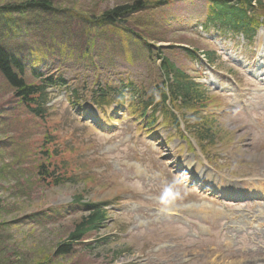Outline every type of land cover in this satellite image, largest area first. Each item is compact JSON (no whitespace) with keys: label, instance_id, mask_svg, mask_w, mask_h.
I'll use <instances>...</instances> for the list:
<instances>
[{"label":"rangeland","instance_id":"obj_1","mask_svg":"<svg viewBox=\"0 0 264 264\" xmlns=\"http://www.w3.org/2000/svg\"><path fill=\"white\" fill-rule=\"evenodd\" d=\"M30 1L0 0V8ZM47 1L48 10L1 13L16 25L7 35L0 27V43L23 59L27 82L41 75L65 84L49 90L37 119L0 77V264H264V203L216 200L177 177L191 179L195 164L194 178H212V191L232 181L247 189L264 183V30L251 41L217 30L206 0ZM134 2L149 6L99 24L106 12ZM158 48L167 64L204 86L203 115L215 116L207 159L193 140L194 155L181 140L197 126L193 109L157 100L162 85L173 83L154 55ZM102 94L116 102L123 95L136 113L151 100L182 113V133L170 129L163 111L148 126L151 111L140 122L126 106L94 105ZM40 166L65 174L62 183L45 181ZM105 200L118 202L110 213L115 224L55 255L84 217L81 205ZM171 211L182 220L161 213Z\"/></svg>","mask_w":264,"mask_h":264},{"label":"trees","instance_id":"obj_2","mask_svg":"<svg viewBox=\"0 0 264 264\" xmlns=\"http://www.w3.org/2000/svg\"><path fill=\"white\" fill-rule=\"evenodd\" d=\"M212 6L210 13L212 17L219 21L220 27L228 26L233 32L243 34L246 37L251 36L252 32L258 27L259 19L264 17L262 11H264V0H209ZM48 6V7H47ZM50 4L47 0H36L30 2H24L19 7H5L0 8V27L2 32L7 35V28L11 26L15 27L16 23L11 19V16H3L1 13L9 11L21 10V13L26 9H50ZM149 6L148 3L143 4L142 2H134L131 6L115 8L112 11H108L103 14L98 20L99 24L123 22L125 16L129 13H134L136 11L143 10L145 7ZM262 25H264V18ZM151 48V47H150ZM149 48V50H150ZM163 69L166 70L167 78L172 79L173 83L169 88V95L173 101L180 100L183 107H190L198 114H201L204 104V93L200 92V87L190 81L187 76L177 71L167 63L163 64ZM24 67L21 62L12 54H10L3 46L0 45V77L2 78L5 91H10L11 98L15 103H20L23 108H25L30 116L34 118L42 119L45 116L44 106L47 102V95L45 90L56 86L61 81H54L49 78L38 80V82L27 83L24 79ZM161 100L165 101L167 95L165 93L164 87L158 90ZM181 104V105H182ZM199 124L206 126L207 118L201 117ZM205 118V119H204ZM176 124V123H175ZM205 129V128H204ZM208 131V130H207ZM205 130V133H207ZM47 146V142H45ZM43 149L41 154L47 159H55L54 153H49L48 150ZM45 151V152H44ZM68 157V156H67ZM61 161L65 162V158H60ZM59 160V161H60ZM68 161L70 158L68 157ZM51 167V166H50ZM47 167L40 166L38 168V175L42 178L47 179L55 185L62 183V178L65 174H60L59 172L52 169V173L47 171ZM49 175V176H47ZM67 179V178H66ZM71 180V179H70ZM46 181V180H45ZM73 181V180H71ZM87 216L83 217L79 224L74 228V230L69 234L67 243L58 246L55 255H67L69 254L71 244L79 242L87 233L98 230L101 224L104 222L105 216L101 212L98 205H88L85 208ZM71 242V243H70Z\"/></svg>","mask_w":264,"mask_h":264},{"label":"bare ground","instance_id":"obj_3","mask_svg":"<svg viewBox=\"0 0 264 264\" xmlns=\"http://www.w3.org/2000/svg\"><path fill=\"white\" fill-rule=\"evenodd\" d=\"M126 7V6H125ZM136 12H138V11H136ZM130 14V13H129ZM128 14V15H129ZM239 196H236V195H234L233 197H231V198H234V199H236V198H238Z\"/></svg>","mask_w":264,"mask_h":264}]
</instances>
